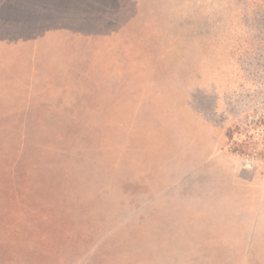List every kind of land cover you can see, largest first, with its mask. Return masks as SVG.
I'll return each instance as SVG.
<instances>
[{"label": "rangeland", "instance_id": "rangeland-1", "mask_svg": "<svg viewBox=\"0 0 264 264\" xmlns=\"http://www.w3.org/2000/svg\"><path fill=\"white\" fill-rule=\"evenodd\" d=\"M0 264H264V0H0Z\"/></svg>", "mask_w": 264, "mask_h": 264}]
</instances>
